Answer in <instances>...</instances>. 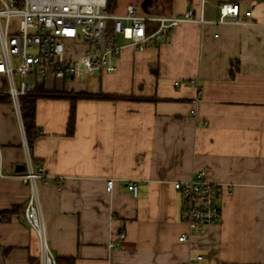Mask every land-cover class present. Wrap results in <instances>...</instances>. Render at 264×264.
I'll return each instance as SVG.
<instances>
[{
  "label": "crops",
  "instance_id": "1",
  "mask_svg": "<svg viewBox=\"0 0 264 264\" xmlns=\"http://www.w3.org/2000/svg\"><path fill=\"white\" fill-rule=\"evenodd\" d=\"M202 2V25L182 23L142 50L120 38L113 73L47 83L127 97L78 99L71 134L67 99L36 100L31 147L21 115L0 101V264H39L36 235L23 218L28 188L17 178L28 155L46 173L36 185L56 259L264 264V0ZM157 3L151 15L182 14L201 2ZM221 3L250 16L214 23ZM132 4L117 0L115 13ZM197 170L220 183V219L182 242L187 226L173 182ZM128 181L136 182L137 197ZM118 233L124 239L109 247Z\"/></svg>",
  "mask_w": 264,
  "mask_h": 264
},
{
  "label": "built area",
  "instance_id": "2",
  "mask_svg": "<svg viewBox=\"0 0 264 264\" xmlns=\"http://www.w3.org/2000/svg\"><path fill=\"white\" fill-rule=\"evenodd\" d=\"M200 2L198 9L191 5L182 14L151 15L141 9L138 12L133 4L123 12L109 13L107 0H0V96L8 97L12 110L21 115L20 98L39 86L55 89L47 83L65 78L84 82L90 75L113 73L122 51L120 38L142 50L163 41L182 23L202 25L206 20ZM242 15L236 3H221L214 23H243L250 12ZM23 170L17 175L28 188L23 218L36 235L39 264H57L46 244L36 185L46 173L29 155ZM112 186V179H107L105 191L110 192ZM126 188L130 196L137 197L136 182L128 181ZM173 188L181 197L182 222L187 226L179 241L197 233L201 226L219 221L220 183L207 179L203 170L174 181ZM124 236L118 233L111 237L108 246L116 247Z\"/></svg>",
  "mask_w": 264,
  "mask_h": 264
},
{
  "label": "trees",
  "instance_id": "3",
  "mask_svg": "<svg viewBox=\"0 0 264 264\" xmlns=\"http://www.w3.org/2000/svg\"><path fill=\"white\" fill-rule=\"evenodd\" d=\"M141 1V0H139ZM149 1V5L147 6V12L146 14H151L152 9L158 4L157 0H148ZM107 11L109 13H113L115 12L116 8H117V0H107ZM234 73L235 70L234 69H229L228 75L233 78L234 77ZM39 98H52V99H67L70 102V114H69V118L67 121V132L68 134H71L74 128V116H75V109H74V105L76 103V101L78 99H86V100H90V99H96V100H105V99H120V98H127L126 96H117V95H110V94H101V93H87V92H83V91H56L54 89H44L42 88V86H39L37 88V90L35 92H32L31 94L25 95L23 97L20 98L19 101V111L21 114V122H22V126H24V133H25V137H26V141L29 145V147H31L32 145V138L33 135L35 133V125H33L34 123V115H35V111H34V107H35V103L36 100ZM0 101H9L8 97L1 95L0 96ZM57 264H73L72 259L71 258H67L65 257V259H57Z\"/></svg>",
  "mask_w": 264,
  "mask_h": 264
},
{
  "label": "water",
  "instance_id": "4",
  "mask_svg": "<svg viewBox=\"0 0 264 264\" xmlns=\"http://www.w3.org/2000/svg\"><path fill=\"white\" fill-rule=\"evenodd\" d=\"M148 5H149V1L148 0H142L140 2V7H141L143 12H145V13L147 12V6ZM18 168L23 169L24 166L20 165ZM18 168H15V170H17Z\"/></svg>",
  "mask_w": 264,
  "mask_h": 264
},
{
  "label": "rangeland",
  "instance_id": "5",
  "mask_svg": "<svg viewBox=\"0 0 264 264\" xmlns=\"http://www.w3.org/2000/svg\"><path fill=\"white\" fill-rule=\"evenodd\" d=\"M131 4L133 3V5H135L138 8V12H140V2L138 0H130ZM66 83H68L70 80H68L67 78H65Z\"/></svg>",
  "mask_w": 264,
  "mask_h": 264
}]
</instances>
